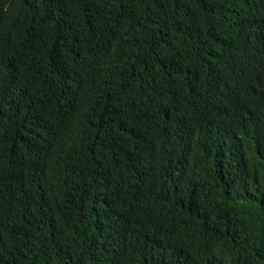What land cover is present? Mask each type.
<instances>
[{
	"label": "trees",
	"instance_id": "obj_1",
	"mask_svg": "<svg viewBox=\"0 0 264 264\" xmlns=\"http://www.w3.org/2000/svg\"><path fill=\"white\" fill-rule=\"evenodd\" d=\"M0 64V264H264V0H0Z\"/></svg>",
	"mask_w": 264,
	"mask_h": 264
},
{
	"label": "clouds",
	"instance_id": "obj_2",
	"mask_svg": "<svg viewBox=\"0 0 264 264\" xmlns=\"http://www.w3.org/2000/svg\"><path fill=\"white\" fill-rule=\"evenodd\" d=\"M18 84V76L7 75L2 65L0 64V91H12L15 94ZM232 98V93L226 98L227 114L223 120H221L214 114H209L207 119H205L202 124L207 136L209 137V142L213 145L212 161L214 168L216 166L214 156L221 157L222 150L225 147V144H227L237 136V127L231 120L230 116L233 103ZM70 126L71 125L69 120L63 122L60 125L59 129L52 134L53 139H60L61 136H64L65 132ZM0 139V167L12 168L11 153H13L12 151L21 141V139L17 135L15 121L13 118L7 119L0 123ZM36 147L38 151L40 148L39 142L36 143Z\"/></svg>",
	"mask_w": 264,
	"mask_h": 264
}]
</instances>
